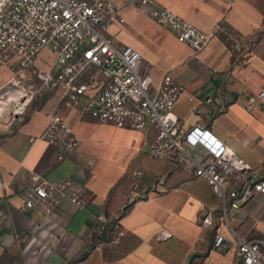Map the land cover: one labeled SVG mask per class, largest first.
I'll use <instances>...</instances> for the list:
<instances>
[{
  "label": "crops",
  "instance_id": "1",
  "mask_svg": "<svg viewBox=\"0 0 264 264\" xmlns=\"http://www.w3.org/2000/svg\"><path fill=\"white\" fill-rule=\"evenodd\" d=\"M113 1L121 11L108 35L140 52L154 87L165 73L174 77L182 88L174 108L180 126L209 129L264 177V113L247 107L264 88V0H153L144 9L141 0ZM161 7L211 35L208 45L195 53L179 42L151 16ZM11 77L0 69V85ZM62 94L45 89L24 117L0 120V264H232L238 237L264 253V194L240 208L230 200L224 218L219 197L178 153L150 156L154 126L138 131L100 122L84 100L69 108ZM56 109L81 138L73 152L44 137ZM43 178L71 180L83 189V206L61 193L36 197L32 183ZM135 185L145 198L125 210ZM213 209V226L205 228ZM164 232L170 238L158 240ZM217 233L230 241L227 250L213 246Z\"/></svg>",
  "mask_w": 264,
  "mask_h": 264
},
{
  "label": "built area",
  "instance_id": "2",
  "mask_svg": "<svg viewBox=\"0 0 264 264\" xmlns=\"http://www.w3.org/2000/svg\"><path fill=\"white\" fill-rule=\"evenodd\" d=\"M223 1L231 5L236 0ZM153 3L141 0L139 6L144 9ZM120 11V5L113 0H0V69L12 73L0 85L1 122L24 117L45 89L61 88L66 107L74 108L84 100V110L100 122L138 131L154 126L157 135L149 146L150 156L165 159L178 153V159L193 166L196 176L219 197L227 218L230 200L240 208L255 195L264 194V177H259L209 129L195 127L186 131L180 126L174 108L182 88L174 77L165 73L160 85L154 87L152 75L142 70L140 52L115 45L108 35ZM151 16L195 53L202 51L212 37L168 8H153ZM235 47L240 51L239 43ZM40 63H45L46 68ZM88 68L91 71L85 80ZM247 107L260 108L264 113V88L248 98ZM48 118L44 137L57 140L65 152L75 151L81 138L60 110L50 112ZM31 189L42 200H56V193H61L77 207L83 206V189L75 187L71 180L52 182L43 178L33 182ZM144 198L135 185L125 210ZM32 205V201L27 202L28 207ZM216 213L213 209L205 214L203 227L213 226ZM123 235L120 230L119 236ZM170 236L164 232L158 240L165 241ZM236 245L232 264L264 261L259 243L238 237ZM213 246L224 251L230 241L217 233Z\"/></svg>",
  "mask_w": 264,
  "mask_h": 264
}]
</instances>
